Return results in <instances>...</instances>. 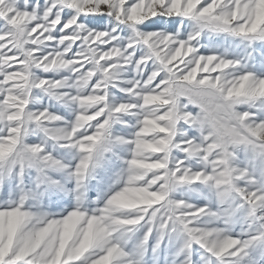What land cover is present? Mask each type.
<instances>
[{"label": "rangeland", "instance_id": "1", "mask_svg": "<svg viewBox=\"0 0 264 264\" xmlns=\"http://www.w3.org/2000/svg\"><path fill=\"white\" fill-rule=\"evenodd\" d=\"M0 264H264V0H0Z\"/></svg>", "mask_w": 264, "mask_h": 264}]
</instances>
